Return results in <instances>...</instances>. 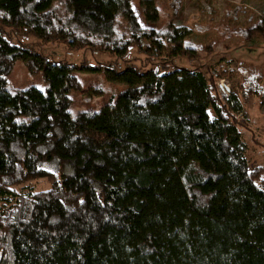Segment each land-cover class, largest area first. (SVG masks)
Returning a JSON list of instances; mask_svg holds the SVG:
<instances>
[{"label": "trees", "instance_id": "1", "mask_svg": "<svg viewBox=\"0 0 264 264\" xmlns=\"http://www.w3.org/2000/svg\"><path fill=\"white\" fill-rule=\"evenodd\" d=\"M138 2L145 26L130 0H0V264H264V173L237 118L261 75L226 94L237 69L174 65L198 56L190 29ZM22 36L149 67L54 61ZM226 36L264 42V15ZM17 61L43 91L9 82ZM79 72L123 89L71 115Z\"/></svg>", "mask_w": 264, "mask_h": 264}, {"label": "rangeland", "instance_id": "2", "mask_svg": "<svg viewBox=\"0 0 264 264\" xmlns=\"http://www.w3.org/2000/svg\"><path fill=\"white\" fill-rule=\"evenodd\" d=\"M158 14L157 27L171 23L175 27L190 29L188 40L193 44L197 58L189 61L183 57L173 60V64L183 67H213L220 69L227 64L237 69L238 74L224 77L217 81L223 91L238 92L241 82L254 71L260 76L259 84L264 88V42L260 37H253L255 46H248L239 37L226 36L229 31L245 29L263 17L264 0H154ZM130 6L137 16L138 22L145 26V18L138 0H130ZM241 39V40H240ZM20 41L32 50L51 60H63L72 64L87 62L90 64L107 65L120 69L126 63H132L139 68H148L149 62L144 56L129 51L126 58L118 59L107 54L91 53L86 49L70 50L64 44L38 43L33 37L22 36ZM219 59H223L218 62ZM218 62V64H217ZM83 90L72 97L71 115L79 111L93 110L97 112L110 95H116L122 85L110 83L102 74L77 73ZM9 82L19 89L34 87L43 91L45 84L39 75H28L22 62H15L9 75ZM246 84V82H245ZM244 84V85H245ZM98 93V94H97ZM246 106L237 118L243 121L249 132L244 131L242 140L246 145V155L251 167H261L264 173V100L262 106L258 96L247 99ZM212 116V112L208 111ZM36 189L47 186L44 181L35 183Z\"/></svg>", "mask_w": 264, "mask_h": 264}, {"label": "built area", "instance_id": "3", "mask_svg": "<svg viewBox=\"0 0 264 264\" xmlns=\"http://www.w3.org/2000/svg\"><path fill=\"white\" fill-rule=\"evenodd\" d=\"M221 86V85H220Z\"/></svg>", "mask_w": 264, "mask_h": 264}]
</instances>
